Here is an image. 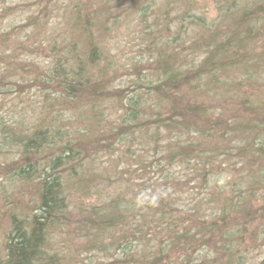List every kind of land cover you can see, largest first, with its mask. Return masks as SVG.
<instances>
[{
  "label": "trees",
  "instance_id": "1",
  "mask_svg": "<svg viewBox=\"0 0 264 264\" xmlns=\"http://www.w3.org/2000/svg\"><path fill=\"white\" fill-rule=\"evenodd\" d=\"M180 3L181 10L176 20L183 27L179 34L176 30L168 41V45L185 44L180 52L181 58H175L179 67L174 70L171 59L161 55L157 66L162 79L146 89L142 88L144 86L137 88L145 89L138 91L137 97L150 93L155 100H160L158 108L165 109V117L159 116L157 111L139 122L134 109L135 99L130 96L127 97L130 110L120 115V123H117L120 131L129 132L138 121L146 131L145 139L149 143H152L149 139H156L155 146L152 143L149 148H140L139 151L144 153L138 154L137 158L140 157V164L150 167L155 163L160 167L161 185H157L162 187V192L159 189L154 198L140 206L136 196L129 198L124 191L115 196L105 191L103 183L106 178L103 176L101 179L99 176L98 183H95L97 176H84L85 171H81L84 151L91 146V139L81 145L79 141L67 139L56 128L51 130L49 126L38 125L32 126L28 133L16 132V136L10 139L13 128L0 125V140L5 145L0 146V153H4L3 149L16 147L21 159L28 157L17 164L14 162L12 167L8 166L4 173L8 177V186L15 182L27 183L36 178L35 173L39 175L35 182V197L30 201L28 211L26 202L19 196L13 200L3 192L0 194L1 217H5L0 264H89L98 253L116 254L121 264H249L243 254L244 235H248L251 241L264 236V136L260 135L264 134V105H255L256 110L250 109L249 106L255 107L251 102L253 98L243 97L238 88L241 97L228 93L233 83L222 78L226 67L230 71L243 69L240 64L251 57L257 65L261 63L263 66L260 77H264V27L260 31L255 26L257 15L264 20V5L247 11L242 5L243 0H222L218 11L222 13L224 22L220 24L222 29L216 28V33H222L212 35L211 39L207 35L205 40L190 44L185 42L187 33L191 28L200 29L202 26L193 16L195 4L192 0H180ZM52 9L49 13L53 16ZM139 10H142V4ZM35 16L28 17V24L33 23ZM8 25L11 27L3 28V32L0 29L2 93L12 90L13 83L7 74L16 75V70H23L24 65L16 59L28 51L29 46L35 45H29L27 31L23 36H16L13 34L16 24L10 22ZM256 32L261 33L259 37ZM52 42L50 54L53 57L47 70H41L29 81L35 82L39 89L44 87L45 92L40 96L42 102L55 107L57 104L65 105L71 99L78 104L84 89H88L86 94L89 93L86 100L100 96L99 87H96L98 83L89 84V76H86L89 71L94 72L92 68L98 64L93 58L95 49L92 48L91 59L88 60L87 54L86 58L79 56L73 42ZM253 50H257L254 56L248 52ZM189 51L193 57L188 56L191 62L185 65L184 57L190 55ZM253 79L247 77V80ZM221 81L225 82L226 88L220 86ZM185 86L190 94L185 92ZM210 96L232 99L233 102L226 101L235 104L237 109L231 104L215 106L218 111L212 117L208 107L198 100V97ZM161 127L166 134L159 137ZM150 128L152 131L148 132ZM211 129L217 144L205 148L206 141L211 139ZM61 137L65 139L58 142ZM101 144L110 149L108 143ZM50 145L55 146L44 151V146ZM147 153L152 155V159H146ZM157 153H161V157ZM215 158L229 163V166L238 163L255 169L249 168L243 171L246 175L235 176V179L232 176V188L239 189L233 197L224 194V188L217 185L207 186V176L213 172L210 164ZM173 165H179V170L190 171V178L197 179L199 187H207L209 194L216 195L208 199L195 197L193 202L191 199L182 201L181 198L187 194L178 182H185L175 176ZM196 167L200 169L197 174L194 173ZM91 191L101 195L97 203H74L72 196L81 198ZM213 203H217L216 208L207 212L206 208ZM72 237L80 250L92 255L88 262L77 261L75 256L67 254ZM259 264H264V259Z\"/></svg>",
  "mask_w": 264,
  "mask_h": 264
},
{
  "label": "rangeland",
  "instance_id": "2",
  "mask_svg": "<svg viewBox=\"0 0 264 264\" xmlns=\"http://www.w3.org/2000/svg\"><path fill=\"white\" fill-rule=\"evenodd\" d=\"M52 1L0 0L1 31L3 32V28H10L11 25H8L10 22L11 24L15 23L16 31L13 34L23 36L27 31L30 36L29 45L35 44L29 46L28 51L22 53L16 59L24 65L23 70H16V75L7 74L13 86L8 93L0 91V125H3L4 128L11 127L18 134L28 133L29 129L35 125L49 126L51 130L56 128L67 139H73L75 142L79 141L81 145L86 144L84 141L91 139V146L89 145L84 151L85 159L81 170L85 171L84 176L89 177L92 175L94 178L97 176V182L95 181V183H98L99 176H101L100 179L106 178V182L103 183L105 191L115 196L124 191L129 198L136 196L138 199V202H136L141 206L144 202L147 203L150 198H154V194L159 189L160 192L163 189L160 186L158 188L157 185H161L159 182L161 181L160 167L155 163H152L150 167L148 164H140L142 161L140 157L137 158L138 154L144 153V151H139L140 148H149L152 143L155 146L156 141V139H149L152 142L149 143L145 139L144 134L146 131L142 129L143 125L139 122L143 121L141 118L152 117L154 113H158L157 111H159V116L165 117V109L158 108L157 103H160V100H155V96L150 93H142V97L137 96L138 91L145 90L147 86H154L162 79L160 77L161 71L157 66L159 59H162L159 56L163 55L171 59L174 70L179 67V62L175 58L180 57V52L185 44H181L183 47L176 43L168 45V41L176 30L179 34L180 29L183 27L176 20L181 10L180 0ZM139 1H142V3ZM221 1L192 0L195 4L192 7L193 16L202 28H191L190 32H186L188 37H185V42L196 43L200 39L205 40L207 35L211 39L212 35L217 36L222 33H216L218 32L216 28L218 26L221 28L222 25L220 24L224 22L221 16L222 13L218 11ZM243 1L244 10L247 11H252L264 5V0ZM43 4H45V7H43ZM141 4L142 10H139ZM51 8H53V16L49 13ZM176 9L179 10L174 12ZM39 13L40 16L37 15ZM30 16H35L32 24H28L27 21ZM256 20V30L262 31L264 27L263 18L257 15ZM186 29L189 28L186 27ZM256 34L259 37L261 33L256 32ZM198 36L199 38H197ZM52 41L73 42L79 56L86 58L87 54L88 60L91 59L90 52L92 48L95 49V57L93 58L97 59L98 64L96 68H92L94 72L89 71L88 79L91 85L98 83L96 87H99L97 91L101 98L96 96L92 100H86L89 93L86 94L85 91L88 89H84L83 96L78 104H75L76 100L71 102V99L65 105L57 104L55 107L50 106L47 102H42L40 96L45 92L44 87L39 89L35 82L29 81L41 70H47L53 57L50 54ZM34 47H38V50H34ZM0 48H3L2 44H0ZM85 51H88V53ZM248 52L253 56L257 54V50ZM184 53H187V51ZM188 56L193 57V53L184 57L186 58L185 65H189L191 62L189 60L191 58ZM240 66L243 69L236 68V70L231 71L229 67L224 69L226 73L223 74L222 79H228L233 83L228 93L241 97L240 93L237 92L236 88H238L243 97L253 98L251 102L254 103V106L264 105V77H260L263 66L261 63L257 65L252 57L248 61H242ZM250 76L254 79L247 80V77ZM140 86H144L142 88L145 89L137 90ZM220 86L222 88L227 87L225 82L222 81ZM184 90L187 94H190L187 86L184 87ZM130 96L135 99L134 109L140 120L134 122L129 132H124L118 129L117 123H120V115L130 110L129 100L127 99ZM198 100H201L203 106L208 107L209 114L212 117L218 111L215 106L225 107L231 104L227 101L233 102L232 99H225L224 97L218 99L211 96L203 99L198 97ZM231 105L234 109H237L235 104ZM249 107L253 110L257 108L256 106ZM13 117L14 119H10ZM151 128L148 132L152 131ZM160 130L162 131L159 137H162L166 134L165 129L161 127ZM260 135L264 136V134ZM210 138L206 141L207 146L205 148H211L217 144L213 129H211ZM101 142L108 143L110 149L107 150V147ZM0 146H5L1 140ZM3 150L4 153H0V194L3 192L13 200L19 196L23 202H26L28 211L31 208L30 201L35 197L36 179L23 184L15 182L8 186V177L4 176L9 165L12 167L14 162L17 164L19 160L28 157L21 159L16 147ZM157 156L161 157V153H157ZM145 157L147 160L152 159L150 153H147ZM221 161L215 158L212 165L210 164L213 172L207 176V186L210 188L217 185L221 189L224 188V194L233 197L239 189L234 190L232 188V176L235 179V176L246 175L247 173L243 171L249 168L253 169V167H248L249 165L243 167L242 164L238 165V163H235V166H229V163L226 164L223 160ZM180 168L179 165L172 166L175 176L185 182H178L187 194L181 198L182 201L189 202L191 199V202H193L195 197L201 196L208 199L216 195L209 194L207 187H199L198 180L190 178V171L179 170ZM197 172H200L199 167H196L194 173L197 174ZM209 175L212 176L208 178ZM72 185H74L73 181ZM171 188L172 186L169 185V189ZM77 196H72L74 203L84 205L91 202L95 204L101 197L99 193L94 191L88 192L87 196L84 195L81 198L79 195ZM182 201L179 203L185 205ZM216 204H209L210 207H207L206 211L216 208ZM259 204H262V201H259ZM0 206H2L1 195ZM14 210L16 212V209ZM149 210L156 212L154 209ZM1 215L2 209L0 208V256L2 255L3 231L5 229V217L4 215L1 217ZM262 226L264 227V224ZM76 242V239L72 237L67 254L75 256L74 258L77 261L88 262L92 255L90 252L84 253L83 250H80ZM242 246L245 249L243 254H245L249 264H259L264 259V236H261L257 241H251L248 235H244ZM93 258L94 260L89 264H121L117 261V255H113V253H98Z\"/></svg>",
  "mask_w": 264,
  "mask_h": 264
},
{
  "label": "bare ground",
  "instance_id": "3",
  "mask_svg": "<svg viewBox=\"0 0 264 264\" xmlns=\"http://www.w3.org/2000/svg\"><path fill=\"white\" fill-rule=\"evenodd\" d=\"M86 76H89V72H88V75H86ZM41 123L42 124H44L43 123V121H41ZM11 134V135H10ZM10 134H9V138L10 139H12L13 137H15L16 136V131H14L13 129L11 130V132H10ZM86 135V134H85ZM12 137V138H11ZM65 139V137H61L59 140H58V142H61L62 140H64ZM51 146L52 147H54L55 145H50V146H44V151H47L49 148H51ZM32 155V153H29V156H31ZM31 159L33 158V157H30ZM32 171H33V169L30 171V173H32ZM34 175H36V178L34 177V179H36L37 180V178H39V175H37V173H35ZM33 175V176H34ZM40 179H41V177H40ZM4 236V235H3Z\"/></svg>",
  "mask_w": 264,
  "mask_h": 264
}]
</instances>
